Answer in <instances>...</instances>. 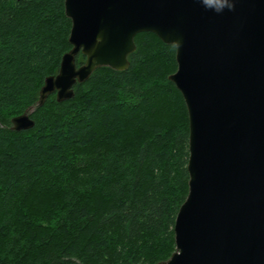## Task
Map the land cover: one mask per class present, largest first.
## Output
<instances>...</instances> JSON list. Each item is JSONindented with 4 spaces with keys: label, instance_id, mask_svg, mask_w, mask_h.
Segmentation results:
<instances>
[{
    "label": "trees",
    "instance_id": "1",
    "mask_svg": "<svg viewBox=\"0 0 264 264\" xmlns=\"http://www.w3.org/2000/svg\"><path fill=\"white\" fill-rule=\"evenodd\" d=\"M71 30L65 0H0V264L167 261L190 181L176 47L141 33L128 70L37 107ZM31 108L35 127L13 131Z\"/></svg>",
    "mask_w": 264,
    "mask_h": 264
},
{
    "label": "water",
    "instance_id": "2",
    "mask_svg": "<svg viewBox=\"0 0 264 264\" xmlns=\"http://www.w3.org/2000/svg\"><path fill=\"white\" fill-rule=\"evenodd\" d=\"M65 10L72 50L37 107L72 99L97 69L128 70L141 33L176 47L169 79L188 109L189 194L176 252L159 264H264V0H65ZM34 110L12 130L33 129Z\"/></svg>",
    "mask_w": 264,
    "mask_h": 264
},
{
    "label": "clouds",
    "instance_id": "3",
    "mask_svg": "<svg viewBox=\"0 0 264 264\" xmlns=\"http://www.w3.org/2000/svg\"><path fill=\"white\" fill-rule=\"evenodd\" d=\"M222 7L228 6V0H221Z\"/></svg>",
    "mask_w": 264,
    "mask_h": 264
}]
</instances>
